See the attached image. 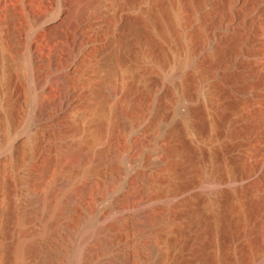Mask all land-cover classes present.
I'll return each instance as SVG.
<instances>
[{"label":"rangeland","instance_id":"obj_1","mask_svg":"<svg viewBox=\"0 0 264 264\" xmlns=\"http://www.w3.org/2000/svg\"><path fill=\"white\" fill-rule=\"evenodd\" d=\"M156 1L102 0V12L92 10L91 16L98 15L88 31L84 62L74 71L75 99L93 105L103 90L116 93L101 106L95 103L92 114L77 110L75 118L82 116L79 126L92 139L96 124L109 121L119 107L135 120L129 138L147 155L187 142L191 159L176 152L171 169L154 176L156 212L177 227L163 245L165 264H237L264 245V234L257 238V231H264V83H258L264 76V0H159L162 6ZM77 2L0 0V141L8 138L0 147V226H16L7 213L19 209L16 193L30 161L29 116L38 94L34 69L38 58L49 57L65 43ZM151 8H165L172 29L156 26ZM12 11L24 19L13 23ZM31 13L40 16L39 25H26ZM53 26L59 33L54 41ZM15 27L24 30L18 42L9 37ZM152 44L157 45L155 54ZM14 50L23 63L20 99L25 109L15 124L4 107ZM130 87L140 96L137 101L125 95ZM165 91L169 95L160 99ZM177 127L180 133L174 132ZM234 184L245 186L238 197ZM226 191L228 196L221 193ZM99 209L103 214L104 207ZM248 211L249 222L239 223L238 214ZM132 212L123 207L117 215ZM104 217L109 222L110 216ZM235 222L241 226L238 234ZM224 226L232 228L229 238ZM246 229L253 230L248 242Z\"/></svg>","mask_w":264,"mask_h":264},{"label":"bare ground","instance_id":"obj_2","mask_svg":"<svg viewBox=\"0 0 264 264\" xmlns=\"http://www.w3.org/2000/svg\"><path fill=\"white\" fill-rule=\"evenodd\" d=\"M77 1L74 13L69 15L70 27L65 43L53 49L49 57L38 58L34 69L37 75L34 87L38 94L29 116L30 161L22 186L16 193L19 209L7 213L8 221H16V226H0V264H165L167 252L163 245L177 232V227L169 226L157 214L160 204L154 176L171 169L170 158L176 152L190 160L192 148L182 141L171 151L160 149L144 154L142 145L129 138L136 126L135 120L119 107L113 110L109 121L96 124L92 139L84 136L79 126L82 116L75 118L77 110L84 109L85 114H92L95 103L109 102L116 92L110 88L103 90L95 105L75 99L78 79L74 71L84 62L82 59L90 42L88 31L93 26V17L98 15L93 12L95 15L91 16V12H102L98 9H103L102 0ZM154 9L150 10L152 22L159 27L163 24L164 29H172L174 23H171L169 12L165 8ZM39 18L31 13L26 25H37ZM10 19L17 23L22 18L12 11ZM51 31L50 39L54 41L59 33L54 26ZM22 32L21 27H15L9 37L18 42ZM156 51L157 45H153L151 52L155 54ZM32 58L34 62L35 56ZM22 67L20 55L14 50L9 62V95L4 105L6 115L14 124L25 110L20 99L23 95L20 91ZM258 83H264V76ZM126 92L132 101L140 98L131 87ZM167 94V91L162 93L160 99ZM199 129L204 132L203 127ZM177 130L178 127L174 132L180 133ZM7 143L8 138H4L0 147ZM44 163H47L49 172H45ZM129 169L133 171L128 173ZM244 189V185L233 186L237 197ZM228 192L221 193L228 196ZM102 206L103 214L99 209ZM123 207L133 212L118 216ZM104 215L110 216L109 222H103ZM237 220L241 224L249 222V211L240 212ZM236 224L233 231L238 234L241 226ZM230 229L229 226L224 229L226 238L231 236ZM244 233L247 242L252 239L253 230L246 229ZM263 234V229L258 230L257 238ZM237 264H264V245H258V254L253 258L243 257Z\"/></svg>","mask_w":264,"mask_h":264}]
</instances>
